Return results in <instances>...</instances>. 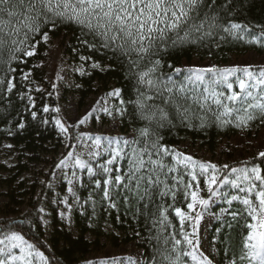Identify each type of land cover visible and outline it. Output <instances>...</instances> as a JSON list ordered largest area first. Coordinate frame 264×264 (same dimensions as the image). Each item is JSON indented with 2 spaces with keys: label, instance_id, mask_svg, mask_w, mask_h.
<instances>
[{
  "label": "snow or ice",
  "instance_id": "1",
  "mask_svg": "<svg viewBox=\"0 0 264 264\" xmlns=\"http://www.w3.org/2000/svg\"><path fill=\"white\" fill-rule=\"evenodd\" d=\"M231 3L232 0H227V3L218 7L227 11ZM205 6L208 11L196 23L200 9ZM214 6L216 0H211L210 3L208 0H0V65L8 69L4 76H0V87L6 92L11 93L16 87L13 82L15 77H9V73L16 71L12 63L21 59L17 54L21 53L26 57L36 55L37 46L41 41L45 44L48 42V31L58 24L77 26L82 35L92 38V43L88 40L81 41L88 48L105 49L117 59L123 57L121 62L126 61L130 66L137 87L135 100H129L128 103L134 106L139 118L147 122L145 127L139 129L140 139H109L103 147V153H107L109 158L98 165L99 171L79 158L75 159V164L86 169L89 177H100L94 180L95 188L102 190L103 199L111 208L117 206L114 196L119 198L123 195L125 203L130 198L137 202L143 201L145 207L152 202L153 192L161 198L162 202L156 205L158 217L153 220V226L159 224L161 232L168 229L172 231L164 238L165 248L160 252L159 262L153 257L151 264H214L200 250L198 226L202 212L197 211V206L202 211L207 210L211 198L216 196H230L226 200L229 206L233 201L244 206V227L247 234L243 236L239 255L234 253L227 264H264V168L260 164H252L250 167L245 164L241 168H230L228 174L224 175L215 164L196 161L190 156L170 150L160 143L163 137L150 130L154 122L158 128L164 127L165 122L171 124L165 107L167 105H171L182 119H190L195 114L192 105L198 106L205 113L198 116L201 127L205 124L207 113H211L221 124L226 125L235 120L236 127H246L257 119L264 123V66L176 68L175 74L187 73L183 82H178L172 73L165 76L160 72L161 60L153 59L161 52H167L170 46L178 47L196 43L206 37L211 38L217 28L233 39L244 40L249 35L251 38L245 40L246 43L264 46V26H256L262 29L257 36L251 34L247 25L232 21L227 25L219 23L220 16L214 11ZM43 29L47 31H42ZM193 33L200 35L193 39ZM37 36L40 39H36ZM220 39L225 37L221 36ZM80 59L85 61L91 58L81 56ZM146 59L148 66L144 70L135 71ZM91 67L99 68L100 65L93 62ZM80 71L85 74L83 69ZM29 75L30 73H24L22 78L26 80ZM237 86L238 91L235 90ZM109 95L119 97L120 90L116 89ZM157 100H162L165 106L156 103ZM29 101H32L31 96ZM185 101H191V104L185 106ZM124 103L121 99L120 104ZM43 111L48 112V107H44ZM55 111L58 112L59 109ZM124 111L126 109L121 110V115ZM31 115L35 119L37 113L33 111ZM56 123L59 125L60 121L57 120ZM19 127L24 128L25 125L20 123ZM61 130L67 131L63 125ZM88 138L92 139L91 136ZM95 146L97 150L90 155L99 157L102 154L99 151L101 137H95ZM170 155L175 157L174 164L165 163V158ZM71 156L72 153L69 152L68 157ZM259 157L262 158L261 163H264V152H260ZM122 160H127L126 172L113 168L114 164ZM64 163L62 160L61 164ZM178 165H183L190 176L187 183L182 175H176ZM223 168L228 169L229 166L224 165ZM198 176L205 177L207 199L200 195ZM224 186L236 189L237 193L243 195L221 192L220 189ZM181 188L185 201H188V211L175 207L174 204L176 192ZM68 191L75 196L71 187ZM169 196L173 204L165 206L164 198ZM170 208L179 218V233L168 215ZM193 212L195 216L192 215ZM238 215L240 214L233 212V219ZM185 221L190 222V232L185 231ZM169 243L170 251L167 247ZM34 249L35 245L29 243L19 232L12 230L10 226H0V264H34L33 257H38L40 264H49L44 253L33 251ZM225 255L227 256V250ZM124 260L126 264H140L132 257Z\"/></svg>",
  "mask_w": 264,
  "mask_h": 264
},
{
  "label": "trees",
  "instance_id": "2",
  "mask_svg": "<svg viewBox=\"0 0 264 264\" xmlns=\"http://www.w3.org/2000/svg\"><path fill=\"white\" fill-rule=\"evenodd\" d=\"M208 2L210 3L211 0ZM224 3H227V0H216V6H214V11H217L220 16L219 23L227 25L229 21H232L247 25L251 34L258 36L262 29L256 26H264V0H232L227 11L218 7ZM207 11V6L201 8L200 16L195 22L199 23ZM48 35L50 40H60L66 56L72 61L96 62L100 65L99 68L91 67L85 74H77L75 77L77 86L74 87L73 92L79 98L80 107H84L91 96L109 91L112 87L118 88L120 96L116 102L121 110L126 109L123 115H117L120 119V130L123 134L132 133L133 139H140L139 129L145 127L147 122L140 119L134 106L128 103L129 100L136 98L137 82L127 62H121L123 57L117 59L112 52L105 49L88 48L81 41L88 40L92 43V38L82 35L80 29L73 24H58L53 30L48 31ZM199 35V33H193V39ZM221 36L225 39H220ZM249 38L251 36L246 35L244 40L233 39L217 28L211 38L206 37L196 43L178 47L170 46L167 52H161L153 59L161 60L160 72L165 76L172 73L174 79L183 82L187 73L175 74L174 69H185L181 68L185 60L191 61L199 57L200 59L212 58L217 63H227L233 54L254 51L264 55V46L246 43L245 40ZM36 39L40 37L37 36ZM48 44L49 42L45 44L41 41L37 46L36 55L32 57L18 53L21 59L12 63L16 71L9 73V77H15L13 82L16 87L11 93L0 87V151L5 145H10L16 153L12 165L3 162L0 154V190H2L0 194L5 197V202L0 204V226H10L12 230L23 235L28 242L35 245L37 250L44 253L49 264H81L91 253L101 252L108 245L120 247L131 243L142 252L140 264H151L153 257L159 262L160 252L165 248L164 238L172 229L161 232L159 224L153 226V220L158 217L156 205L162 202L155 192L152 194V202L148 203L147 207L145 202H137L132 198L125 203L121 195L119 198L113 197L117 206L111 208L103 199L102 190L95 188L94 180L100 177H89L85 170L77 189L79 201L73 203L70 210L72 224L69 225L66 218L60 214L61 206L55 202V190L51 188L49 181L59 154L66 155L65 132L56 123L62 118L60 112L55 111L59 109L60 95L45 80L48 69ZM81 56L91 59L82 61ZM147 66L146 59L135 71L144 70ZM7 71L6 66L0 65V76H4ZM24 73H30L26 80L22 78ZM67 90L64 88V91ZM29 96L32 97L31 102ZM121 99L125 101L123 105L120 104ZM156 103L165 106L162 100H157ZM184 104L187 106L191 104V101H185ZM44 107H48L49 111L44 112ZM165 107L169 112L171 124L165 122L164 127L158 128L154 122L150 130L162 136L160 143L170 150L182 141L190 139L200 142L208 151L214 153L223 139H229L242 130L250 131L264 124L257 119L246 127H236L235 120L225 125L216 121L211 113H207L205 124L201 127L198 116L205 113L198 106L192 105L195 114L190 119H182L171 105ZM33 111L37 113L35 119L31 115ZM20 123H23L25 127L20 128ZM67 127L69 129L66 132L71 133L70 140H72L74 129ZM107 158V155L102 156L94 163L93 168L99 171L98 165L104 163ZM261 159L259 156H254L246 161H235L229 169L245 166V164L249 167L252 164H260L261 168H264ZM165 163L174 164V156L166 157ZM113 168L126 172L127 160L114 164ZM176 175H182L185 183L190 180L183 165H178ZM198 179L207 199L204 177L198 176ZM101 183L103 185V180ZM169 184H172L171 176ZM177 187L180 186L177 185ZM59 190L66 191L65 183L60 185ZM234 192L237 193V190H231L232 194ZM226 200L227 198L213 206L212 210L224 212V217L214 220L208 231V255L216 262L215 264H227L234 253L238 256L243 236L247 234V229L244 227V206L238 201H233L229 206ZM187 202L181 188L176 192L175 207L186 211ZM163 203L167 206L173 204V201L169 196L164 198ZM43 209L47 213H44ZM233 212L240 215L233 219ZM168 215L179 233V218L175 216L171 208ZM45 216L48 218V224L44 222ZM189 225L190 222L186 221L185 231H191ZM167 247L170 251V243Z\"/></svg>",
  "mask_w": 264,
  "mask_h": 264
},
{
  "label": "rangeland",
  "instance_id": "3",
  "mask_svg": "<svg viewBox=\"0 0 264 264\" xmlns=\"http://www.w3.org/2000/svg\"><path fill=\"white\" fill-rule=\"evenodd\" d=\"M48 42V69L45 80L47 84L57 90V93L61 98L59 112L62 118L59 120L60 124L57 125L60 129L61 125L67 130L69 129L67 126L74 129L72 140H70L71 133L64 131V148L66 150V155L59 154L56 165L51 171V179L49 183L51 188L55 190V202L57 205L61 206L59 209L60 214L62 217L66 218L68 224L71 225V206L73 203L79 201L77 189L78 185L81 183L83 173L86 170L79 168L75 164V159L79 158L83 161H87L92 167H94V163L102 156H108L107 153H103V147L107 145L109 139L120 138L122 140L127 139L131 141L133 140V134H123L120 130V119H118L117 115L121 114V109L116 102L118 97L109 95L118 88L112 87L109 91L95 94L88 99V102L84 107H80L79 98L77 94L73 92L74 87L77 86L75 77L77 74H81V69H83L84 73L88 71L91 68L92 63L72 61L66 56L64 48L58 39H49ZM248 65H251L254 68L264 66V55H260L254 51L233 54L230 61L227 63H217L212 58L200 59L199 57H195L191 61H183L181 68L216 67L223 69L234 66L244 67ZM208 75L210 76L212 74ZM64 88H67L68 90L64 91ZM235 90H239L238 86ZM63 96L66 97L62 98ZM82 120L84 123H81ZM84 134H88L92 139H89L88 136ZM97 136L101 137V148L99 151H101L102 154L99 157L90 155V153L97 150L95 146V137ZM173 150L182 153L185 156H190L196 161L215 164L221 170L222 174L227 175L229 168H223L224 165L230 166L235 163V161H246L254 156H259L260 152H264V124L259 128L250 131L242 130L229 139H223L214 153L208 151V149L202 146L200 142H194L190 139L182 141L179 145L175 146ZM69 152L72 153L71 157H68ZM0 154L1 160L8 165H12L16 158V153L11 147H9V145H5L3 150L0 151ZM62 160L65 161L64 164H61ZM241 167L244 166L236 168ZM222 178L223 176H221V179ZM69 181H72V183L69 184ZM63 183H65V192L59 190L60 185ZM70 187L75 193V196L68 191ZM200 188V195L205 198L201 185ZM204 189L207 191L206 184ZM231 190L236 191V189H231L228 186H224L220 189L221 192H228L231 195L237 194L236 192L232 194ZM1 192L2 190H0V193ZM225 198L226 197L219 196L212 197L207 210L202 211L199 206H197V211L202 212V219L198 226L200 250L203 251L205 255H208L207 237L209 228L212 226L214 220L224 217V212H214L212 208L216 203ZM227 198H230V196ZM65 201H67V203H65ZM4 202L5 197L0 194V204ZM43 211L44 213H47L45 209H43ZM192 215L195 216V212H193ZM43 219L45 224H48V218L45 216ZM36 250L37 249L35 248L33 251ZM17 254H19V250H17ZM127 257L135 258L141 262L142 252L132 243L120 247L108 245L101 252L91 253L81 264H101V262H104V264H113V262H115V264H126L124 258ZM33 259L34 264H40L38 257H33ZM215 263L216 262L214 261V264Z\"/></svg>",
  "mask_w": 264,
  "mask_h": 264
}]
</instances>
